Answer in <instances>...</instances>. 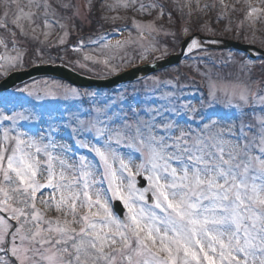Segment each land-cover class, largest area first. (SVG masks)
Listing matches in <instances>:
<instances>
[{
  "label": "snow or ice",
  "instance_id": "snow-or-ice-1",
  "mask_svg": "<svg viewBox=\"0 0 264 264\" xmlns=\"http://www.w3.org/2000/svg\"><path fill=\"white\" fill-rule=\"evenodd\" d=\"M224 21L234 39L261 45L257 58H221L238 66L234 79L188 63L208 55L199 33L215 36ZM261 22L264 0H0V76L54 62L56 49L106 76L174 58L207 87L199 107L176 103L179 75L148 77L146 89H171L155 99L56 81L10 92L0 102V264H264ZM58 94L87 107H24Z\"/></svg>",
  "mask_w": 264,
  "mask_h": 264
},
{
  "label": "rangeland",
  "instance_id": "rangeland-1",
  "mask_svg": "<svg viewBox=\"0 0 264 264\" xmlns=\"http://www.w3.org/2000/svg\"><path fill=\"white\" fill-rule=\"evenodd\" d=\"M137 18L139 19L140 17L137 16ZM257 36H259V35H257ZM109 38L113 39V40L120 39V37L116 36L115 34H113ZM53 39H55V37H53ZM256 44L260 45V43L258 41L256 42ZM127 55L135 57V56H138V52L133 51L132 49H129L127 52ZM78 56H79V54L75 55V59L78 58ZM217 56H219V58H217ZM222 57H227V54L226 55L215 54L214 57H213V55H211L210 57H207V56H201L200 54H198V56H195L194 58H198L199 62L202 61L200 64L201 70L202 71L208 70L214 79L215 78H233L234 79L237 75L240 74L239 70H238V66L236 64H233V63H229L227 65H222L220 63V60ZM236 59L239 60L240 56H236ZM150 60H151V57L149 58L148 61H144V62H140L138 59H136L135 60L136 63H134V65L144 64L146 62H150ZM212 60H213V62H215V65L213 67H211ZM53 61L56 62V60H53ZM27 65H29V64H26L25 66H27ZM205 65L207 66V69H205ZM217 66H227V67L222 72L221 69L217 68ZM89 67L93 68V72L97 73L99 75V77H100V75L106 74V70L100 65L89 64ZM126 67H130V66H126ZM76 68L80 69L81 71L87 72V70H85V69H81L79 67H76ZM125 68L122 71H124ZM229 73L232 74L231 77H229V75H228ZM95 75L96 74H92L93 77H97ZM177 75L180 76L181 84L186 85V86L183 87L182 91L177 90L178 99H177L176 103H186L188 101H191L192 104L197 106V104H198L197 101L199 102L198 98H200L201 93H203V91H200L199 85L203 86L204 89L206 90V93H207V87L205 86L204 83H202V77L196 75L195 80H192L191 77L195 74L190 72L189 69L185 65H183L180 70H169L166 73L161 74L160 76L157 75V77H160L161 79H170L173 76H177ZM107 76H109V75H107ZM3 78H4V76H0V80ZM44 81L49 82V84H51L52 81H56V82L61 83L63 85L69 86V85L62 83L60 81H57L56 79H53V78H44V79H37L35 81H33V80L29 81V82H27L21 86H18L17 88H23V87H25V85H32L34 82H37L36 87L38 89L44 88L46 86L43 83ZM15 89L10 91V92L15 91ZM135 90L137 92H139V94H141L143 92L151 91L152 94H150L149 96L151 97V99H155L156 97H158L161 94V91H169L171 89L161 85L155 91H152L151 85H149V87L147 89L145 88V80H144L142 82L137 83V85H135ZM92 91H98V90L94 89ZM128 91L132 92L133 87L128 89ZM10 92L3 94L2 98L0 99V102H2V100L4 98H8ZM98 92H100V91H98ZM112 93H115V91ZM17 95H21V94L17 93ZM28 99L31 101V103L25 104L24 107L27 108V106H31V108H28V109H30L31 111H34L36 113L40 109L43 111H48V110H57V109H69L70 107L73 109H75L76 107H81V108L87 107L86 103L80 104L78 101H75V100H71V99L66 100L63 98L62 95H59V94L56 97H47V98H44L41 100H36L34 97H28ZM180 100H182V101L180 102ZM0 106H2V103H0ZM9 106L11 107L12 105L10 104ZM16 110H22V109H20L17 106ZM23 123L25 124L26 128L32 127V125H34V124H35V126H37V122H31V123L30 122H23ZM80 151H83V150H80Z\"/></svg>",
  "mask_w": 264,
  "mask_h": 264
},
{
  "label": "water",
  "instance_id": "water-1",
  "mask_svg": "<svg viewBox=\"0 0 264 264\" xmlns=\"http://www.w3.org/2000/svg\"><path fill=\"white\" fill-rule=\"evenodd\" d=\"M43 73H45L44 70H42V69H36V70L31 71V72L28 73V74H25V75H24L22 78H20L18 81H22L24 78H28V77H31V76H34V75H37V74H43ZM64 76H65L66 78L72 80V81H73L74 83H76V84H80V83H81V79H80L79 77H77V76H75V75H73V74H71V73H69V72H65V73H64ZM121 80H122V79H117L116 81H114V84L119 83ZM95 84H97V85H99V86H103V85H107V84H109V82H107V83L99 82V83H95ZM93 85H94V84H93Z\"/></svg>",
  "mask_w": 264,
  "mask_h": 264
}]
</instances>
